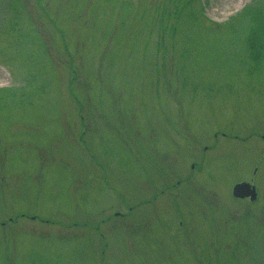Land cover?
Returning a JSON list of instances; mask_svg holds the SVG:
<instances>
[{
  "label": "rangeland",
  "instance_id": "rangeland-1",
  "mask_svg": "<svg viewBox=\"0 0 264 264\" xmlns=\"http://www.w3.org/2000/svg\"><path fill=\"white\" fill-rule=\"evenodd\" d=\"M183 1L0 0V264H264L250 0Z\"/></svg>",
  "mask_w": 264,
  "mask_h": 264
},
{
  "label": "trees",
  "instance_id": "trees-1",
  "mask_svg": "<svg viewBox=\"0 0 264 264\" xmlns=\"http://www.w3.org/2000/svg\"><path fill=\"white\" fill-rule=\"evenodd\" d=\"M205 2L206 1L203 2V0L200 1L201 11L196 7L194 11L191 9L189 12L190 14L188 15L195 19H198L201 16L199 15L200 13L204 15L203 8H205ZM196 5L197 0H184L182 7L183 9H187ZM157 6L159 9V11L157 10V14L167 21L170 16L179 14L178 6L176 5H171L172 8H169L167 12H163L162 2ZM195 13H197V15H195ZM217 25L225 27L227 30H247L249 36L245 40L247 48H244L247 56L259 59L264 58V8L259 4L258 0H250L248 3L246 2L239 11H236L235 14L228 17L223 23L217 22Z\"/></svg>",
  "mask_w": 264,
  "mask_h": 264
},
{
  "label": "water",
  "instance_id": "water-1",
  "mask_svg": "<svg viewBox=\"0 0 264 264\" xmlns=\"http://www.w3.org/2000/svg\"><path fill=\"white\" fill-rule=\"evenodd\" d=\"M247 187H249V184L247 183H237L234 185L232 193L235 196H245L248 193ZM251 191L252 190H250L249 192Z\"/></svg>",
  "mask_w": 264,
  "mask_h": 264
},
{
  "label": "bare ground",
  "instance_id": "bare-ground-1",
  "mask_svg": "<svg viewBox=\"0 0 264 264\" xmlns=\"http://www.w3.org/2000/svg\"><path fill=\"white\" fill-rule=\"evenodd\" d=\"M256 203V202H255Z\"/></svg>",
  "mask_w": 264,
  "mask_h": 264
}]
</instances>
